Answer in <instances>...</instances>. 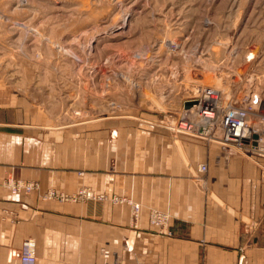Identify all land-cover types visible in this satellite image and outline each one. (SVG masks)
Returning <instances> with one entry per match:
<instances>
[{"label": "crops", "instance_id": "crops-1", "mask_svg": "<svg viewBox=\"0 0 264 264\" xmlns=\"http://www.w3.org/2000/svg\"><path fill=\"white\" fill-rule=\"evenodd\" d=\"M35 110L0 88V264H21L24 240L35 264H264V157L148 121L87 141ZM9 177L36 188L13 194Z\"/></svg>", "mask_w": 264, "mask_h": 264}, {"label": "rangeland", "instance_id": "rangeland-1", "mask_svg": "<svg viewBox=\"0 0 264 264\" xmlns=\"http://www.w3.org/2000/svg\"><path fill=\"white\" fill-rule=\"evenodd\" d=\"M0 88L87 141L127 122L173 132L201 89H216L220 108L256 94L264 110V0H0ZM23 182L36 186L4 185L30 192L14 189Z\"/></svg>", "mask_w": 264, "mask_h": 264}, {"label": "built area", "instance_id": "built-area-1", "mask_svg": "<svg viewBox=\"0 0 264 264\" xmlns=\"http://www.w3.org/2000/svg\"><path fill=\"white\" fill-rule=\"evenodd\" d=\"M209 90L211 89L197 90L195 96L196 105L184 109L183 113L185 114L174 123L173 131L196 135L207 142L218 141L225 145H231L236 149L264 157V138L261 137V129L258 126L253 128L249 125V121L251 123L254 120L258 121L254 116H258L260 122L264 121L261 119L264 117V110L261 108L262 103L259 96L252 94L238 105H228L220 108L211 102L214 94ZM187 114H193L197 120L191 119L192 115L185 116ZM252 117H254L253 120ZM205 169V164H201L198 167L199 171H205ZM35 187L32 182H23L17 184L14 189L28 192ZM55 195L54 192H49L47 197L51 198ZM131 206V214L137 220L140 212L139 205L134 203ZM152 217L154 220L160 218L157 212H154ZM16 256L21 264H35L37 256L34 243L30 240H24L18 252H16Z\"/></svg>", "mask_w": 264, "mask_h": 264}, {"label": "bare ground", "instance_id": "bare-ground-1", "mask_svg": "<svg viewBox=\"0 0 264 264\" xmlns=\"http://www.w3.org/2000/svg\"><path fill=\"white\" fill-rule=\"evenodd\" d=\"M209 91H211V92H213V94H214V97H213V99H211V102L214 104V105H217V106H219V104H221V98H219V94H217L218 93V91L216 90V89H213V88H211V90H209ZM263 105V104H262ZM193 107V106H192ZM257 119H258V121L257 120H255V121H253V123H251L250 121H249V125L250 126H252L253 128L254 127H260V131L262 132V135H261V137L262 138H264V121L263 122H260L259 120H260V118L258 117V116H255ZM262 121V120H261ZM260 122V123H259Z\"/></svg>", "mask_w": 264, "mask_h": 264}, {"label": "water", "instance_id": "water-1", "mask_svg": "<svg viewBox=\"0 0 264 264\" xmlns=\"http://www.w3.org/2000/svg\"><path fill=\"white\" fill-rule=\"evenodd\" d=\"M196 105V101L195 100H189L184 102V108H188L190 106Z\"/></svg>", "mask_w": 264, "mask_h": 264}]
</instances>
